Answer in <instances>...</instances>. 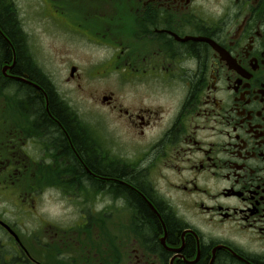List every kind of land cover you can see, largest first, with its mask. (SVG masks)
<instances>
[{
    "label": "flooded vegetation",
    "instance_id": "flooded-vegetation-1",
    "mask_svg": "<svg viewBox=\"0 0 264 264\" xmlns=\"http://www.w3.org/2000/svg\"><path fill=\"white\" fill-rule=\"evenodd\" d=\"M39 1L61 15L50 17L54 25L67 21L66 33L108 53L117 90L103 105L117 114L116 138L127 131L133 154L107 148L101 132L88 129L71 109L69 94L41 72L43 86L35 83V91L43 95L47 119L34 120L33 129L24 130L29 121L19 107L14 114L0 97V161L7 174L0 187L17 183L14 169L21 181L34 172L21 195L37 203L53 190L58 200H80L69 229L96 225L99 247L112 256L118 245L133 242L134 264H264V0ZM4 2L20 25L15 0ZM8 65L2 73L14 81V68L4 74ZM69 67L66 85L81 79L78 66ZM124 88L142 102L124 108L117 98ZM51 91L101 166L126 172L125 178L91 171L52 114ZM155 91V101L146 97ZM62 135L67 151L55 145ZM28 142L40 157L25 167L20 149ZM70 153L91 179L73 174ZM41 168L47 175L37 178ZM120 215L128 239L105 236L106 220ZM113 226L118 229L117 222Z\"/></svg>",
    "mask_w": 264,
    "mask_h": 264
},
{
    "label": "rangeland",
    "instance_id": "rangeland-1",
    "mask_svg": "<svg viewBox=\"0 0 264 264\" xmlns=\"http://www.w3.org/2000/svg\"><path fill=\"white\" fill-rule=\"evenodd\" d=\"M15 2L19 12L17 16L21 18L19 26H22L29 35L30 53L42 72L47 77L49 76L63 92L69 94L67 100L71 109L77 114L83 125L84 123L87 125L88 129L101 132L107 148L119 151L121 147L126 155H132L133 149L126 136L128 132L123 130L120 133V140L116 138L113 121L117 114L111 108L103 105L104 97H109L117 90V74L111 75L109 72H113V68H108L109 64L105 63L108 53L97 47L89 46L88 42L81 40L79 36L66 33L67 21L63 20L61 24L54 25L50 17H58L59 14L55 13L50 5L40 4L39 0H15ZM59 12L63 13L61 10ZM16 14L18 13L16 12ZM70 65L78 66L81 79H78L76 83L66 85V80L70 75ZM122 91L121 98L118 96L117 98L120 99L124 108L131 105L136 107L143 100L142 97L129 94L133 93L134 89L124 88ZM155 93L156 91L153 92V95L149 94L146 97L155 101L157 97L155 95H160L158 92ZM8 95L5 93L0 96L3 97V103L5 96ZM18 107L24 117L30 116L25 111L22 102H19ZM10 121L14 122V117L10 116ZM24 147L25 144L21 146L20 150L23 151V155L21 153L20 156L22 162L26 161V167L33 164L35 157L39 158L40 156L37 157V153L35 154L33 150L35 147L29 142L25 149ZM17 168L23 171L21 164L17 165ZM29 171L27 172L28 176H25L21 181V174L17 172V169H14L13 173H16L14 179L17 183L11 185V181H8L7 184H4L5 186L0 187V219L15 232H18L20 238H23V246L29 249L27 252L35 257V261L39 264H134L132 250L136 245L133 242L128 241L122 247L118 245L114 251L115 256H112L111 249L105 250L99 247L98 235L100 231L96 230V225L90 230L69 229L74 227L78 219L74 216V212L76 207L81 205L80 200L74 201L73 199V202H70L69 198L65 201L58 200L53 190L41 195L37 203L33 202L31 197L26 198L25 193L21 195V190L25 187L24 184L31 182L35 177V173ZM46 175L45 169L41 168L37 178H43ZM6 176V167L1 160L0 181L4 178L6 180ZM106 221L105 236L113 233L128 239V233H124L122 227L126 217L120 215L113 221L110 219ZM116 222L118 229L113 226ZM10 240L4 230L0 229V242L7 241L9 250L12 246L18 245L16 242L14 244V239L10 244ZM45 243L48 245L46 249L44 248ZM97 247L100 250L96 249ZM7 251L6 249V253ZM112 257H115L114 261H112Z\"/></svg>",
    "mask_w": 264,
    "mask_h": 264
},
{
    "label": "trees",
    "instance_id": "trees-1",
    "mask_svg": "<svg viewBox=\"0 0 264 264\" xmlns=\"http://www.w3.org/2000/svg\"><path fill=\"white\" fill-rule=\"evenodd\" d=\"M5 6L6 4L4 0H0V89H5L2 95H5V93L9 94V97H5L9 102L8 108L12 109L11 111L14 114L18 113V104L19 102H22L25 111L30 114L29 117H24L23 121H29V128L23 127V129L31 130L33 129L32 124L34 120L41 122L42 119H47L43 95L40 93V91H35V83L39 86H43V76L41 75V71L39 72L35 68V60L33 59L29 50L27 35L24 34L23 30H21L20 26L17 24V20L12 10ZM14 59L16 63L12 75L27 79L34 86L22 84L18 81L8 80L4 77L2 73L4 65H12ZM49 96L50 109L52 114L57 119H59L67 128L75 146L78 149V152L83 157L91 171L105 178H125L127 176L126 172L117 170L114 171L111 168L101 166L100 161H98V159L95 157V151L91 147V144L89 143V141H87L85 135L75 126L74 122L71 121L65 109L57 101L56 96L52 93V91L51 93L49 92ZM70 111L68 110L67 112L71 113ZM51 129L55 130L53 131V135L57 136L58 127L54 126ZM55 145L58 150H68V145L63 139V135L61 136V140H55ZM68 157L72 163L71 171L73 172V174L75 172H78L79 174L84 175L86 178L91 179V177L78 164L76 158L71 153L68 154ZM135 198L138 204L141 205L145 213H148V215L152 217V221H154V223H156L159 227L157 218L154 217L153 214H150L151 212L149 211V209L139 198ZM171 230L178 233V230H176L175 228L171 227ZM11 242L12 241L10 240V244ZM2 243H6V247H1L0 242V264H35L37 262L35 261V257L28 253V248L25 247L27 249L25 250V248L23 247L17 246V248H15L14 246H12L11 250H9L8 242L6 241ZM6 249L8 250V255H6ZM60 262H62L61 259Z\"/></svg>",
    "mask_w": 264,
    "mask_h": 264
}]
</instances>
